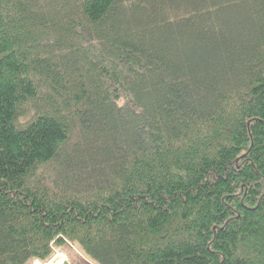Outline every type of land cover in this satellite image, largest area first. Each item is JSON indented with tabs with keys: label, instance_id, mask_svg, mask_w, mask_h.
<instances>
[{
	"label": "trees",
	"instance_id": "obj_1",
	"mask_svg": "<svg viewBox=\"0 0 264 264\" xmlns=\"http://www.w3.org/2000/svg\"><path fill=\"white\" fill-rule=\"evenodd\" d=\"M69 246L264 264V0H0V264Z\"/></svg>",
	"mask_w": 264,
	"mask_h": 264
},
{
	"label": "rangeland",
	"instance_id": "obj_2",
	"mask_svg": "<svg viewBox=\"0 0 264 264\" xmlns=\"http://www.w3.org/2000/svg\"><path fill=\"white\" fill-rule=\"evenodd\" d=\"M65 249H66V252H68L69 255L64 253L63 251L58 250V251H55V253L52 256V258H50L47 262L40 263L38 261H35L32 264H36V262L39 263V264H63V263L70 264L71 261H72L71 258L74 257V255L76 256V254H75L76 251H74V248L71 247V246H69V249L68 248H65ZM76 253L78 254V252H76ZM55 256L58 257V259L55 261L56 263H51L53 257H55Z\"/></svg>",
	"mask_w": 264,
	"mask_h": 264
},
{
	"label": "bare ground",
	"instance_id": "obj_3",
	"mask_svg": "<svg viewBox=\"0 0 264 264\" xmlns=\"http://www.w3.org/2000/svg\"><path fill=\"white\" fill-rule=\"evenodd\" d=\"M57 259H58V257H57V256L53 257V259H52L51 263H56L55 261H56ZM36 264H39V263H37V262H36ZM63 264H65V263H63Z\"/></svg>",
	"mask_w": 264,
	"mask_h": 264
}]
</instances>
